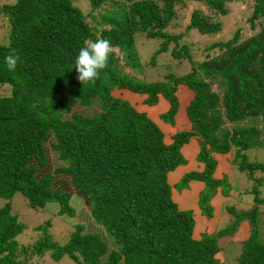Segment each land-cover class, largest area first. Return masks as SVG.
Returning <instances> with one entry per match:
<instances>
[{
	"label": "trees",
	"instance_id": "trees-1",
	"mask_svg": "<svg viewBox=\"0 0 264 264\" xmlns=\"http://www.w3.org/2000/svg\"><path fill=\"white\" fill-rule=\"evenodd\" d=\"M86 1L83 8L75 0L0 5L8 28L7 43H0V198L6 199L0 207V264H28L46 253L53 261L66 257L75 264H223L216 257L218 239L233 234L243 220L249 236L242 241L238 264H264L259 238L264 178L257 175L264 173V164L249 162L245 152L264 147V26L243 38L237 30L228 40L206 45L199 61L189 45L180 43L192 29L217 33L222 23L214 16L226 14L231 2L251 0ZM191 2L203 3L212 13L195 8L184 30H169ZM263 15L264 0H253L251 29ZM137 33L160 39L151 62L169 52L191 61V69L155 82L134 79L119 64L122 60L140 72ZM98 38L107 39L114 51L95 83L82 84L74 61L85 41ZM209 50L217 51L210 55ZM10 54L18 57L14 71L5 64ZM179 88L188 95L182 110ZM118 90L122 95L113 94ZM93 102L100 104L93 115L76 110ZM163 124L173 130L165 131ZM192 137L202 169L183 174L178 188L201 182L197 204L206 216L214 214L213 197L231 199L225 205L229 224L200 238L193 236L195 210L179 206L168 182V174L185 164L180 149ZM214 154H228L253 182L246 210L234 206L247 193L246 184L235 196L233 172L216 175ZM16 192L33 209L73 220L68 239L54 240L47 221L34 227L30 242H20L17 236L27 226L12 211ZM75 195L82 197L78 205ZM82 200L99 231L88 230L79 218L85 216L78 207ZM247 243L255 245L250 252Z\"/></svg>",
	"mask_w": 264,
	"mask_h": 264
},
{
	"label": "rangeland",
	"instance_id": "rangeland-1",
	"mask_svg": "<svg viewBox=\"0 0 264 264\" xmlns=\"http://www.w3.org/2000/svg\"><path fill=\"white\" fill-rule=\"evenodd\" d=\"M12 0H0V5L4 3H8ZM75 4H78L81 8L87 6L86 0H75ZM88 7V6H87ZM228 12L224 15H217L214 16L216 20H219L222 23V29L214 34H200L197 30L192 29V31L186 32V34L180 39V43L187 44L190 46V51L194 55L193 60L199 61L205 57V51H201L206 45H209L213 42L217 41H225L233 37L234 33L239 30V37L243 38L254 32H257L260 27L264 26V15L259 17L256 20V25L254 29H251L248 18L250 17L252 10H253V0L251 2H231L227 5ZM201 9L204 13L210 14L209 8L203 3H196L191 2L188 9L178 12V18L174 23V26L169 27V30L175 31H182L185 29V26L189 23V15L190 12L195 9ZM213 16V15H211ZM5 22L0 19V43H7V33L8 28L4 25ZM160 43V39L156 38H148L142 33H137L135 36V45L139 55L140 61V72L135 73L126 65H124L123 61H120L121 70L124 72H129L132 75H135L138 80L147 81V82H155L163 78L164 74L172 73L174 75H182L187 73L191 69V61L186 58H173L171 54L162 53L158 54L151 62V58L158 48ZM173 44L169 45V50L172 48ZM217 50H209V54ZM119 55V54H118ZM165 79V78H164ZM215 88V85H214ZM4 86L0 85V90H3ZM113 94L120 96L122 95L121 90L113 92ZM176 95L178 101L180 102V109L182 110L183 105H181V100L184 99L185 90H177ZM76 110L84 115H93L95 112L100 110V104L98 102H93L91 105L88 106H77ZM231 126V124H229ZM247 159L249 162H261L264 164V147H257V148H249L246 151ZM53 154V153H52ZM55 157V155L53 154ZM56 164L60 163L58 159L54 161ZM232 175L234 178V183L232 187V191H239L241 190V185L246 184V191L244 195L247 196V199L252 202L253 195L249 192V189L253 186V182L247 177L246 173L240 171L236 165L233 166ZM258 176H263L264 173H257ZM261 190H264V186H260ZM6 202V199L0 198V207ZM11 207L13 213L18 216V220L23 222L27 229L24 230L17 236V239L22 243L30 242L33 237L35 236L34 227L37 225L44 226L47 221H49L48 231L53 236L54 240L63 243L65 240L68 239L70 232L73 230V225L71 222L73 220L68 219V216L61 218L50 211L48 209L36 208L33 209L28 206L27 200L25 197L20 193L16 192L10 200ZM237 204V203H235ZM263 205V204H261ZM84 206V204H83ZM237 206V205H236ZM248 208L249 205H246ZM81 207L80 205L78 206ZM264 207V206H263ZM262 207V208H263ZM87 208V207H82ZM225 214L227 212L225 211ZM79 218L85 220V216H79ZM195 221V219H194ZM217 228L221 229L228 225V220L224 219H217ZM262 222V221H261ZM261 230L259 229V238L261 241H264V222L260 225ZM237 231V229H236ZM217 232V231H216ZM215 232V233H216ZM211 235H214L211 234ZM111 239L112 236H109ZM230 237V236H228ZM220 239V238H219ZM218 239V240H219ZM244 242H241L243 245ZM239 243L237 242H230L229 245L224 246L222 249L227 254L223 264H238L239 257L241 254L240 247L237 246ZM248 244V243H247ZM255 248L254 244H248L245 248L246 252H250ZM236 250V254L234 251ZM231 253V254H229ZM223 259V258H222ZM28 264H75L73 261L69 260L66 257H63L59 261H53L49 255L46 253L42 257H33L27 261Z\"/></svg>",
	"mask_w": 264,
	"mask_h": 264
},
{
	"label": "crops",
	"instance_id": "crops-1",
	"mask_svg": "<svg viewBox=\"0 0 264 264\" xmlns=\"http://www.w3.org/2000/svg\"><path fill=\"white\" fill-rule=\"evenodd\" d=\"M185 88H179V90ZM188 98L187 92L185 90V95L184 99L181 100V104L184 105L186 102V99ZM180 117H184L183 114L180 115ZM180 118V119H181ZM181 123L182 119L178 122V126L176 128L181 129ZM165 131H172L173 128H171L167 124H163L161 126ZM189 127V125H188ZM180 152L182 156L185 158L186 162L184 165H180L177 168H175L173 171H171L168 174V182L171 184L172 188V196L174 200H176L182 208H193L196 213H194V216L196 218L195 225H194V232L193 235L195 234L196 236L200 237V235L204 232L212 234L215 233L217 230V219H224L226 218L225 215V205L226 204H231L228 202H231V199L225 198L222 199V197H219V194L216 197H213L214 199L211 200V204L213 205L214 209V214L213 216H206L201 213V210L198 209V196L200 191L204 188V185L201 182H196V181H190L187 186H179V181L182 178V175L190 172V171H195V170H201L202 169V163L197 161V154L199 152V144L197 142V138L192 137L188 140L187 143L183 144ZM214 156L218 160V165H217V171L215 172L216 175L225 173L227 172L228 174H231L233 171V166L231 163L230 156L228 154L221 155V154H214ZM77 194V193H75ZM235 196H239V193L235 191ZM76 200L74 201L75 204L78 205L82 197L76 196L74 197ZM237 198V197H236ZM73 199V198H72ZM84 199V198H83ZM237 203V204H235ZM86 206L85 200L81 201V213H83L86 216V219L84 221L86 224V227L88 230L90 229H97L95 223L92 221L90 213L87 208H82L83 206ZM237 205V206H236ZM246 205H251V201L247 199L246 195H242L238 197V200L234 202V206L237 209L240 210H246L247 206ZM264 217V215H263ZM229 224V222H228ZM98 230V229H97ZM99 231V230H98ZM249 236V224L247 220H243L239 226L238 230L235 232L234 235L228 237V236H223L218 240V244L221 247V251L216 255V257H222L223 262L227 256V254L224 253L223 247L226 245H229L230 242H237L239 243L237 246L240 247V241L243 239H246ZM231 254V253H229ZM234 254H236V250L234 251ZM232 255V254H231ZM222 260V259H221Z\"/></svg>",
	"mask_w": 264,
	"mask_h": 264
},
{
	"label": "clouds",
	"instance_id": "clouds-1",
	"mask_svg": "<svg viewBox=\"0 0 264 264\" xmlns=\"http://www.w3.org/2000/svg\"><path fill=\"white\" fill-rule=\"evenodd\" d=\"M113 51V46L107 39L98 38L95 41H85L84 46L79 49L78 55L74 61L75 69L78 72L77 79L82 84L95 83V81L99 78L101 70L107 67L109 56ZM17 60L18 57L14 54H10L5 58V64L9 71L15 70ZM85 207H87V205ZM87 209L89 211L88 207ZM235 232L226 236H232ZM193 236L197 238L201 237V235L198 237L195 234ZM243 240H241L240 243Z\"/></svg>",
	"mask_w": 264,
	"mask_h": 264
}]
</instances>
